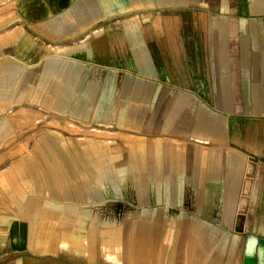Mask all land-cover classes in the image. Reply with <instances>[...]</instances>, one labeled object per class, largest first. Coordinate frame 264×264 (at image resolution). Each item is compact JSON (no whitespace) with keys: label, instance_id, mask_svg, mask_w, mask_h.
Wrapping results in <instances>:
<instances>
[{"label":"crops","instance_id":"0c3cea01","mask_svg":"<svg viewBox=\"0 0 264 264\" xmlns=\"http://www.w3.org/2000/svg\"><path fill=\"white\" fill-rule=\"evenodd\" d=\"M3 1L0 35L17 24L9 31L63 40L108 15L132 18L63 56L0 46V156L20 148L12 136L22 133L21 118L30 120L25 150L66 149L63 141L34 142L31 119L44 111L52 123L68 124L72 84L97 93L88 96L89 117L100 118L101 68L109 80L113 70L123 72L124 102L141 104L126 107L119 124L146 130L131 129L123 143L125 183L139 188L138 217L90 228L124 232L112 257L93 243L71 258L46 234L63 212L44 202L78 198V187L49 180L43 193L50 197H42L20 160L0 158V264H243L246 236L264 239V0ZM132 50H140L145 72ZM155 102L172 107L154 122L147 108ZM51 131L63 140V129Z\"/></svg>","mask_w":264,"mask_h":264},{"label":"rangeland","instance_id":"374dc122","mask_svg":"<svg viewBox=\"0 0 264 264\" xmlns=\"http://www.w3.org/2000/svg\"><path fill=\"white\" fill-rule=\"evenodd\" d=\"M3 2H8V0H4ZM3 11V8H0V13H3ZM128 18H132V14L129 12L105 16L97 24L86 25L80 28L78 33H76L77 37L63 40H53L50 37L44 36L43 33L41 34L36 31L23 37L21 33L22 29L19 27L9 31V27H14L13 25L17 24L8 26L10 19L4 18L5 24L8 27L6 28V32L0 35V46L6 48L17 46L31 47L32 49L28 50H33V52L37 53V58L63 56L67 51L86 47L93 40L95 34L101 33L106 28L120 27L123 21ZM231 43L235 42L232 41ZM109 71L108 68H101L99 70L98 82L101 91L98 94L101 96L99 105L102 111L100 118L97 116L92 120V117H89L92 114L93 103L88 96L97 95V93H93L92 90L88 91L85 87L83 89L77 84L75 86L72 84V86L69 85L70 94L68 103H65L71 111L68 124L52 123L49 118H45L44 111L37 113L31 119L37 122L36 136L32 139L35 140L34 142L38 144L46 142L61 143L63 141L68 144L66 149L25 150V147H29L28 133L30 129H28V126L30 120L21 118L20 127L22 133L12 136L15 139L20 138L22 142L20 148L4 152L0 156L2 159L20 160L22 174H25L28 180L36 182L37 193L42 197H50V194L43 193L48 186L49 180L54 182V186L64 184L78 187L80 192L79 197L82 198L74 196L75 198L71 200L65 201L63 199L62 204L44 202L45 207L59 213L63 212L62 215L57 216L58 220H54V222L57 221L58 223L55 225L56 230L48 231L46 234L53 238L57 248L68 250L71 258L75 257L77 253H85L89 245L93 243H100L102 248L104 247L107 251V254L111 253L115 255L116 253H113L118 249V246L125 243L124 232L104 228L101 230L90 228H93L95 223H122L126 221V218L138 217L136 211L138 212L139 209L134 206L132 201L136 198L139 188H136L135 183H125L123 143L126 133L130 132L131 129L140 131L144 128L141 129V126L138 128L126 127L121 124H124L126 107H128L129 111L131 108H134L136 111L135 108L139 110L141 104L137 102L126 104L124 102L122 97V79L124 73L113 70L112 76L114 77L109 80L107 79ZM89 80L91 82V78ZM57 85L61 87L60 82ZM96 105L94 104L95 107ZM148 105H150V108L147 109L150 115L154 116V122L155 117H165L172 107V103L167 102H155ZM19 114L22 115V111L10 116L18 117ZM151 121L150 119L149 122ZM62 129L64 134L63 140L60 139V135H51V130L61 131ZM92 129H100V131L97 132ZM31 131L35 130L31 129ZM116 145H120L121 147ZM40 146L37 145V148ZM115 146L116 149H114ZM61 158L67 160L68 166L60 165ZM109 159L114 161L112 166H109ZM5 164H10V161H7ZM126 198L131 199L132 203L124 201ZM67 202L68 205L69 203L79 204L80 209L75 210L70 208ZM71 233H77L81 241H70L69 237ZM66 240L68 241L66 242Z\"/></svg>","mask_w":264,"mask_h":264},{"label":"water","instance_id":"95a60500","mask_svg":"<svg viewBox=\"0 0 264 264\" xmlns=\"http://www.w3.org/2000/svg\"><path fill=\"white\" fill-rule=\"evenodd\" d=\"M243 264H264V239L254 234L246 236Z\"/></svg>","mask_w":264,"mask_h":264},{"label":"bare ground","instance_id":"6f19581e","mask_svg":"<svg viewBox=\"0 0 264 264\" xmlns=\"http://www.w3.org/2000/svg\"><path fill=\"white\" fill-rule=\"evenodd\" d=\"M133 52H134V54H136V57H137V65H138V67H139V69L140 70H142L141 72H145V70H144V65L142 64V62H141V53H140V50H132ZM64 63V62H63ZM65 64V63H64ZM63 64V65H64ZM54 66H55V64H54ZM185 154H187V153H185ZM172 155V154H171ZM188 155V154H187ZM186 155V156H187ZM190 155V154H189ZM188 155V156H189ZM176 156H177V154H176ZM178 158V157H177ZM177 160V159H176ZM181 167H182V165H180ZM177 169H178V166H177ZM7 171H9V170H7ZM11 173V172H10ZM4 174H6V172L4 171ZM7 175H8V173H7ZM6 175V176H7ZM10 175V174H9ZM10 176H8L7 178H9ZM11 179V178H10ZM22 191V190H21ZM26 192H24V194H25ZM22 194V193H21ZM23 194V195H24ZM19 195V194H18ZM29 195V194H28ZM1 196V195H0ZM25 196V195H24ZM24 196H22V197H24ZM20 197V196H19ZM26 197H27V195H26ZM7 198V197H6ZM21 199V198H20ZM23 199V198H22ZM44 199V198H43ZM45 199H47V198H45ZM3 200V198H1V200L0 201H2ZM23 201V200H22ZM28 202V201H27ZM42 202V201H41ZM50 202H53V201H51L50 200ZM2 203V202H1ZM5 203V202H4ZM23 203H24V201H23ZM60 203V202H59ZM62 203V202H61ZM8 204V203H7ZM39 204V203H38ZM5 205V204H4ZM31 205V204H30ZM44 205V204H43ZM49 205V204H48ZM52 205V204H51ZM3 206V205H2ZM55 206V205H54ZM70 208H75V210L76 209H78V205L77 204H74V203H69V205H68ZM56 207V206H55ZM65 207V206H64ZM13 208V207H12ZM31 208H33L32 206H31ZM52 208V207H51ZM64 209V208H63ZM66 209V208H65ZM33 210H35L34 208H33ZM46 210V209H45ZM53 211H55V210H52L51 209V212H53ZM59 211V210H58ZM65 211V210H64ZM72 211V210H71ZM70 211V212H71ZM39 212V211H38ZM72 212H74V211H72ZM71 212V213H72ZM54 213V212H53ZM59 213V212H58ZM66 213V212H65ZM86 213V212H85ZM26 214V213H25ZM28 214V213H27ZM35 215H36V213H34ZM75 214V213H74ZM67 215V214H66ZM87 215V214H86ZM77 216V215H76ZM30 217V216H29ZM34 217V216H33ZM79 217V216H78ZM31 218V217H30ZM81 218V217H80ZM22 219V218H21ZM32 219V218H31ZM85 219V218H84ZM28 221V220H27ZM31 221V220H30ZM15 222H17V221H15ZM14 222V223H15ZM31 223V222H30ZM80 230V229H79ZM81 231H82V228H81ZM78 232V231H77ZM83 232V231H82ZM81 233V232H80ZM84 234V233H83ZM71 236L69 237V240L70 241H73V242H80L81 241V239H79V235L77 234V233H71L70 234ZM69 236V235H68ZM62 237V236H61ZM65 237V236H64ZM81 238V237H80ZM112 239H114V238H112ZM63 240V239H62ZM61 240V241H62ZM84 240V239H83ZM64 241H65V239H64ZM68 240H66V242H67ZM105 242V241H104ZM86 243V242H85ZM65 245V244H64ZM85 245V244H84ZM113 245V244H112ZM62 246V245H61ZM66 246H67V244H66ZM109 248V247H108ZM107 248V249H108ZM114 248V247H113ZM119 248V247H118ZM78 249V248H77ZM115 249V248H114ZM113 251V250H112ZM117 254V252L115 251L113 254ZM111 254V253H110ZM115 254V255H116ZM107 255H109V254H107ZM110 256V255H109ZM111 257H112V254H111ZM109 261H111V260H109Z\"/></svg>","mask_w":264,"mask_h":264}]
</instances>
